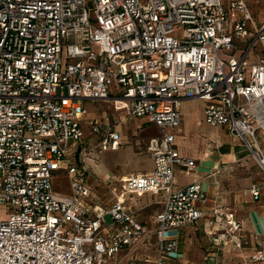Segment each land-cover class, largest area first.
Here are the masks:
<instances>
[{"label":"built area","instance_id":"obj_1","mask_svg":"<svg viewBox=\"0 0 264 264\" xmlns=\"http://www.w3.org/2000/svg\"><path fill=\"white\" fill-rule=\"evenodd\" d=\"M110 99L159 136L147 144L150 172L122 178L104 207L89 203L76 151L84 102ZM183 100H203L205 122L225 126L264 168V21L246 0H0V264H108L150 236L152 264H170L179 244L169 233L202 218L207 203L199 181L174 185L176 169L196 167L175 147ZM118 144L108 129L97 146ZM60 174L66 194L53 184ZM145 193L162 195L150 231L123 202ZM209 224L223 230L216 243L242 247L232 212L213 208ZM250 259L264 262V248Z\"/></svg>","mask_w":264,"mask_h":264},{"label":"crops","instance_id":"obj_2","mask_svg":"<svg viewBox=\"0 0 264 264\" xmlns=\"http://www.w3.org/2000/svg\"><path fill=\"white\" fill-rule=\"evenodd\" d=\"M222 1L227 3L229 0ZM250 1L252 0H246L247 4ZM94 103L102 106L91 110L84 105L86 115L82 130L88 121L94 119L99 122L101 133L108 129L117 132L118 147L106 151L119 152L125 149L123 143H126L124 137L127 134L140 133L144 139H147L146 150L149 139L159 136L157 127L147 119L131 117L126 111L116 109L114 99ZM205 105L203 100H183L179 106L182 119L180 126L174 130L175 147L181 154L193 159L196 167L188 173L176 169L174 185L183 187L193 181H199L207 197V203L203 206L205 215L202 218L190 226L169 233V236L176 238L179 244L176 255L170 258L169 262L170 264H264L250 259L256 250L264 248V168L257 163L240 140L229 134L225 126H213L205 122ZM145 125H149L150 128H144ZM258 142L264 152V133H258ZM82 145L83 142L78 147L77 154L82 152ZM128 153H131L133 159L137 158L136 153L132 151ZM151 169L152 157L148 162L144 161L124 168L118 173L117 178L114 175H107L102 180L110 183L111 193L115 199L120 195L121 190L120 186L117 188L114 185L115 181H121L132 173L146 174ZM252 189L258 191V196L252 194ZM132 199H137L138 203H130ZM161 199L162 195L150 193L141 196L131 194L123 196L125 206L149 231L153 227V216L162 206ZM140 200H148V204L157 206L147 219V216L140 214V210L148 204L142 205ZM213 208L229 210L241 223V230L236 233L242 243L241 248H237L230 239L216 243L215 238H218L223 230L219 225L209 224ZM155 253V240L150 236L146 242L137 247H123L108 264H152Z\"/></svg>","mask_w":264,"mask_h":264},{"label":"rangeland","instance_id":"obj_3","mask_svg":"<svg viewBox=\"0 0 264 264\" xmlns=\"http://www.w3.org/2000/svg\"><path fill=\"white\" fill-rule=\"evenodd\" d=\"M248 7L252 13L253 19L256 23L264 21V0H252L248 3ZM65 60V56H64ZM84 105L88 109H99L102 104L94 103L93 101H85ZM107 110V108H105ZM90 121H88L86 127H84L83 135V145H82V157L85 158V164L88 168L89 178L88 186L90 189L91 197L90 204L98 203L101 206L107 207L110 202L114 199L113 193H111L110 183L102 180L103 177L115 176L118 177V173L126 167L138 165L141 162H148L151 157V153L146 150L147 139H144L140 133L127 134L124 137L123 147L125 149L119 152L112 151H100L97 143L100 140L102 133H91ZM144 128H150L149 125H145ZM156 137V136H155ZM134 152L137 155L136 159L131 157V153ZM115 181V180H114ZM116 187H121V181L114 182ZM53 184L55 190L59 194H66L69 192L68 186L69 181L67 176L59 175L53 178ZM130 203H138L137 199H132ZM142 205H147L148 200H140ZM157 209L154 204H148L143 209L140 210V214L147 216L146 219ZM8 216L7 212L0 207V218H6ZM108 220V217H107ZM149 254V253H148ZM124 263V261H122Z\"/></svg>","mask_w":264,"mask_h":264}]
</instances>
